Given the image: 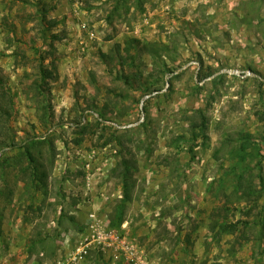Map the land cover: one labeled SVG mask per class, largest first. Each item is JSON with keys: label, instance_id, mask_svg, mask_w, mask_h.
Segmentation results:
<instances>
[{"label": "rangeland", "instance_id": "obj_1", "mask_svg": "<svg viewBox=\"0 0 264 264\" xmlns=\"http://www.w3.org/2000/svg\"><path fill=\"white\" fill-rule=\"evenodd\" d=\"M0 153V264H264V0H0Z\"/></svg>", "mask_w": 264, "mask_h": 264}, {"label": "built area", "instance_id": "obj_2", "mask_svg": "<svg viewBox=\"0 0 264 264\" xmlns=\"http://www.w3.org/2000/svg\"><path fill=\"white\" fill-rule=\"evenodd\" d=\"M220 74H223V75H229V76H234V77H237V78H242V79H248V78H251V77H254L255 76V71L250 69V68H240V67H234V68H227L225 67L224 69H221L220 70ZM144 113V112H143ZM145 121V115L142 114V118L139 120L140 123L144 122ZM108 123L112 124V126H115V127H119V125H117L115 122H112V121H108ZM139 123V124H140ZM1 154L0 153V157H1ZM105 240H108L103 236H99L98 238V242L100 244H105L103 243ZM108 244V243H107ZM106 244V246H107ZM78 255L76 257H74V259H72L71 261H59L58 264H72L74 263V260H82L83 257H84V254L86 255L87 254V250L84 248L83 251L77 253ZM134 262H136V264H138V261L133 260Z\"/></svg>", "mask_w": 264, "mask_h": 264}, {"label": "trees", "instance_id": "obj_3", "mask_svg": "<svg viewBox=\"0 0 264 264\" xmlns=\"http://www.w3.org/2000/svg\"><path fill=\"white\" fill-rule=\"evenodd\" d=\"M131 197L126 196V199H130Z\"/></svg>", "mask_w": 264, "mask_h": 264}]
</instances>
